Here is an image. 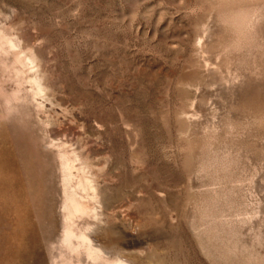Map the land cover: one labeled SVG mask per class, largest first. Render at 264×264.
Returning a JSON list of instances; mask_svg holds the SVG:
<instances>
[{"label": "rangeland", "instance_id": "rangeland-1", "mask_svg": "<svg viewBox=\"0 0 264 264\" xmlns=\"http://www.w3.org/2000/svg\"><path fill=\"white\" fill-rule=\"evenodd\" d=\"M63 158L110 260L264 264V0H0V264L60 262Z\"/></svg>", "mask_w": 264, "mask_h": 264}, {"label": "bare ground", "instance_id": "bare-ground-1", "mask_svg": "<svg viewBox=\"0 0 264 264\" xmlns=\"http://www.w3.org/2000/svg\"><path fill=\"white\" fill-rule=\"evenodd\" d=\"M32 80L35 89L34 93L36 95L40 92L41 86L38 82L39 80L37 81L36 78L35 79L33 78ZM68 168H69L68 163L63 158L62 180H63V191H64V204H63L64 228H63V236L60 241L62 254L60 257V262H55V264H125L123 261L117 259L110 260L109 258H107L105 253L103 252L104 250H101L93 243V241L90 239L88 234L85 232L86 230L81 231L79 234L75 233L73 229L74 226L73 220L88 215L89 211L82 203V200L85 196L88 195L89 191L93 190V187H92V183H90L91 180L89 178L87 180L82 179L81 181H79L76 187L72 186L71 175L68 171Z\"/></svg>", "mask_w": 264, "mask_h": 264}]
</instances>
